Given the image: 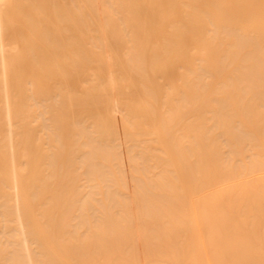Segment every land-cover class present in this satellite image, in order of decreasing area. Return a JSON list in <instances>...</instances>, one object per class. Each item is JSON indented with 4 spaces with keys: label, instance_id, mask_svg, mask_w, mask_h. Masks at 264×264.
<instances>
[{
    "label": "bare ground",
    "instance_id": "bare-ground-1",
    "mask_svg": "<svg viewBox=\"0 0 264 264\" xmlns=\"http://www.w3.org/2000/svg\"><path fill=\"white\" fill-rule=\"evenodd\" d=\"M254 219L264 0H0V264H240Z\"/></svg>",
    "mask_w": 264,
    "mask_h": 264
},
{
    "label": "rangeland",
    "instance_id": "rangeland-1",
    "mask_svg": "<svg viewBox=\"0 0 264 264\" xmlns=\"http://www.w3.org/2000/svg\"><path fill=\"white\" fill-rule=\"evenodd\" d=\"M237 223H261L264 224V220H238ZM245 228V229H244ZM263 228L264 226H248L240 228L239 231L233 236H227V240H234L233 253L238 257V261L243 256L244 259L240 264H256L254 254H257L258 246L264 245L263 239ZM231 244V242H230ZM222 254V261L226 253L224 251Z\"/></svg>",
    "mask_w": 264,
    "mask_h": 264
}]
</instances>
